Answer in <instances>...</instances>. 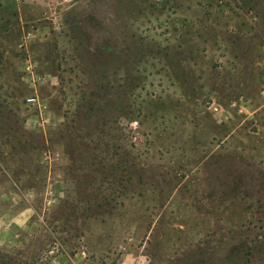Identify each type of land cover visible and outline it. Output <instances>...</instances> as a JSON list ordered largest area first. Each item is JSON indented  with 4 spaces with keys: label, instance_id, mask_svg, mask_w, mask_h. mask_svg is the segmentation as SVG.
I'll use <instances>...</instances> for the list:
<instances>
[{
    "label": "rangeland",
    "instance_id": "374dc122",
    "mask_svg": "<svg viewBox=\"0 0 264 264\" xmlns=\"http://www.w3.org/2000/svg\"><path fill=\"white\" fill-rule=\"evenodd\" d=\"M0 264H264V0H0Z\"/></svg>",
    "mask_w": 264,
    "mask_h": 264
},
{
    "label": "built area",
    "instance_id": "2783aa9c",
    "mask_svg": "<svg viewBox=\"0 0 264 264\" xmlns=\"http://www.w3.org/2000/svg\"><path fill=\"white\" fill-rule=\"evenodd\" d=\"M28 102L31 104V105H36L37 104V99H35V98H30L29 100H28ZM137 125V124H136Z\"/></svg>",
    "mask_w": 264,
    "mask_h": 264
}]
</instances>
